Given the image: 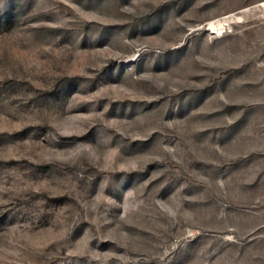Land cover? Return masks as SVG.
Returning a JSON list of instances; mask_svg holds the SVG:
<instances>
[{"label": "rangeland", "instance_id": "rangeland-1", "mask_svg": "<svg viewBox=\"0 0 264 264\" xmlns=\"http://www.w3.org/2000/svg\"><path fill=\"white\" fill-rule=\"evenodd\" d=\"M0 264H264V0H0Z\"/></svg>", "mask_w": 264, "mask_h": 264}]
</instances>
